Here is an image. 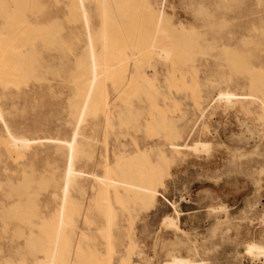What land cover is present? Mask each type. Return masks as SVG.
Returning a JSON list of instances; mask_svg holds the SVG:
<instances>
[{"label":"rangeland","instance_id":"374dc122","mask_svg":"<svg viewBox=\"0 0 264 264\" xmlns=\"http://www.w3.org/2000/svg\"><path fill=\"white\" fill-rule=\"evenodd\" d=\"M23 4L0 0V69L8 61L4 27L17 18L22 32L34 34L23 46L27 58L18 61L23 73L0 78V214L7 215L0 217V264L43 263L65 167V158L44 144L13 148L7 130L38 143L70 139L73 129L55 121L74 115L81 136L75 165L88 172L104 148L94 135L105 111L116 119L109 130L128 158L120 168L140 173L157 195L108 200L85 180L70 187L55 264H173L175 257L188 264H264V253L247 251L254 243L264 248V0H83L96 58L101 33L115 43L108 58H126L132 41L142 54L132 74L126 66L102 83L108 96L112 84L120 86L112 102L104 107L96 95L95 110L80 116L70 108L87 58L76 0ZM159 10L164 21L153 42ZM161 50L168 56H158ZM223 89L251 95L231 104L211 101L213 90ZM197 141L208 150L187 148ZM173 143L186 148L168 149ZM26 181L29 195L20 199L15 191ZM18 201L30 211L19 214Z\"/></svg>","mask_w":264,"mask_h":264},{"label":"bare ground","instance_id":"6f19581e","mask_svg":"<svg viewBox=\"0 0 264 264\" xmlns=\"http://www.w3.org/2000/svg\"><path fill=\"white\" fill-rule=\"evenodd\" d=\"M23 1H24L23 5H26V0ZM76 2H77V9L81 12L82 19L86 27V30L84 31V35L87 41V58H86V63L81 68V72H80L81 77H80V81L78 82L76 101L71 103L70 108L72 107L75 109H79V116H80L81 112L83 113L86 108L88 109V111L86 112H93L95 110L93 101L95 100L96 95H97V99L101 101L104 107L108 106L112 102L115 93L121 89L120 86H116L112 84V86L109 87L111 93L108 96L106 94L107 88L105 86H102V83L106 81L108 77L112 78L114 76L113 71H116L117 69H124V67L126 66H129L131 68V74H132L133 72L132 68L134 67L133 66L134 62H136L138 58L137 56L142 54V49L140 47L139 48L136 47L134 41H132L130 43V45H132V48L129 50V53L125 56L126 58L123 59L108 58V55L111 54V47H113L115 43L112 42L108 43L110 41V38H108L103 33H101L99 38L103 42V52L100 58H96L94 52L93 40L91 37V33L88 30L87 14L83 4V0H76ZM163 21H164L163 12L159 10V12L156 15V20L154 25V33L152 38L153 42H155L154 36L159 33ZM4 29L7 31L6 34L7 35L9 34L8 36L6 35L7 37L5 36L6 38H4L3 40V45L6 47V56L8 61L5 64V66H3L2 69H0V78L10 79L16 74L19 75L23 73V70L20 69L18 66V61L23 58L22 57L23 54L28 56V52L24 51L23 46L27 44V41H29L31 38L34 37V34L22 32L20 30L21 24H19L17 18L11 20L10 23L4 27ZM149 46L151 47L155 45L151 43ZM157 55L161 57L168 56V51L166 50H161L159 52L157 51ZM26 56L23 58L24 60L27 58ZM212 89H214V86L213 88H211V90ZM213 91H214L213 93L214 95L211 98V101L212 100L225 101L228 102V104L229 103L231 104V102L237 99L247 100L251 95V94L250 95L238 94L231 90L228 91L225 89L218 91L213 90ZM103 115L106 117L105 124L96 132L94 138H96V141L98 140L99 137H100V141L101 139H104L105 140L104 148L101 150L98 159H92V166L90 171L88 172L77 169L75 165L76 157H77V149H78L77 139L81 138V136L79 135L78 131L74 129V120H73L74 115L73 117L67 119L57 118L55 121L57 128L73 129L70 139L51 137V138H45L47 139V142L45 143H38V142H34V140H39L41 138L19 137L11 133L9 130H7V134L9 136L8 144L13 148H20L26 150L31 146L37 147V146H42L44 144L43 146L47 147L48 150H52L53 152H58L61 154V158L62 157L65 158V167L63 169L62 174L58 177L57 180L60 185L59 184L56 185L57 188L60 187L63 190L61 208L58 211V214L52 215V221H50V223L48 222L50 231H52L51 226H53L54 236L52 238L53 241L51 245L52 248L50 251L46 253L44 259L42 260L43 261L42 264H55L57 257L55 251L59 246V242L61 238L60 236L62 233L63 219L65 217V207L68 198V192L70 187H74V185L81 183V180H85L89 182V187L92 190L94 189L96 194L102 192L104 195H107L108 200H111L112 198L114 199L117 198L119 193L125 195L128 198H132V199L136 198L145 201L152 200L157 195L156 190L150 188L146 184L145 182L146 180H144V176H142L140 173H136L135 170L133 169L120 168L122 163H125L126 162L125 160L128 158L123 155L124 152L120 149L121 143L119 142L117 133L114 132L111 133L109 130L111 125L113 126L116 124V119L112 117V115L109 114L108 111H105ZM250 128L252 129V127ZM248 132L251 135L250 136L248 135L249 137L245 139L246 144H249L250 139L253 137L252 130L249 129ZM109 146L111 150L110 152L108 150ZM168 147H169L168 149L171 150L173 149L180 150L182 148H186L185 146H181V144H175V143L169 144ZM187 148L190 150L203 152L208 150L209 144L207 142L197 141L193 143L192 146ZM84 156L86 157V155ZM30 182L32 181H26L20 184L15 191V196L21 199L24 195H29L27 190L30 188V184H31ZM204 193L207 192H203V196L204 195L205 197L210 196ZM207 199H209V197ZM203 200H205V198L204 199L202 198V201ZM210 202L211 201H209V204L211 205L212 203ZM213 204H215V202H213ZM215 206L217 207V205ZM221 206L220 208H222ZM30 207L31 206H28V203L18 201L15 210L18 211L19 214L24 215L25 212L30 211L29 209ZM223 208L225 207L223 206ZM212 209L213 207L211 208V210ZM3 210L4 207L1 208L0 213L3 212ZM221 211L223 210L221 209ZM5 216L7 215L0 214V217L2 219L5 218ZM165 221L169 223V225L175 226L172 218L166 217ZM42 225L39 226V228L41 229L45 228L42 227ZM19 226L20 227L22 226L21 223L16 222V225L15 226L13 225L11 228L17 231L19 230ZM48 226H46L47 229ZM35 228H36V224L32 223L29 226L30 232H33ZM30 244H34V243L30 242ZM247 251H249L250 253L256 252L262 254L264 253V248L254 243L247 248ZM172 262L173 264H188L189 261L175 257L173 258Z\"/></svg>","mask_w":264,"mask_h":264}]
</instances>
